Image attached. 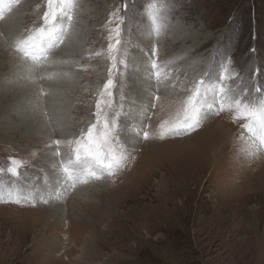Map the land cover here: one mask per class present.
Here are the masks:
<instances>
[{
    "label": "rangeland",
    "instance_id": "1",
    "mask_svg": "<svg viewBox=\"0 0 264 264\" xmlns=\"http://www.w3.org/2000/svg\"><path fill=\"white\" fill-rule=\"evenodd\" d=\"M0 23V264H264V144L234 107L264 103V0H0ZM109 44L111 176L73 143ZM198 84L199 127L162 136Z\"/></svg>",
    "mask_w": 264,
    "mask_h": 264
},
{
    "label": "snow or ice",
    "instance_id": "2",
    "mask_svg": "<svg viewBox=\"0 0 264 264\" xmlns=\"http://www.w3.org/2000/svg\"><path fill=\"white\" fill-rule=\"evenodd\" d=\"M62 2L70 3V0H62ZM53 0H48L49 8H51ZM126 7V5H125ZM50 13H45L44 19L48 20ZM71 17H69V20ZM123 23V19L117 21V26L114 29L115 31V44H120V35L121 30L119 25ZM119 49L114 47L113 44L108 45V59L111 61V67L108 69L107 82L103 84L102 91L100 92V101L96 104V123L88 127L78 139L74 140L76 147L75 160L77 162H87L88 158H91L97 166L102 170H107L108 175H114L115 169H119L122 158H117L111 152L109 147L111 141V133L113 131V126L115 124L114 119H110L108 113L104 109L112 107L113 99V89L116 87L114 83V77L117 75H122V69H127V62L125 59H119L117 53ZM153 67L156 65L153 63ZM157 75H159L157 73ZM209 91L205 89V93ZM220 93L224 94L221 99V105L223 106L224 100L227 99V94L225 88H220ZM201 95V88L198 84L195 87V90L192 96L188 99V106L185 109V116L182 121L177 122L176 124L164 127L162 125L161 135L171 134L174 136H180L182 134L190 133L195 131L200 125V105L197 102V97ZM124 96L121 94L120 100L123 101ZM158 99V97H157ZM103 104V108L101 105ZM122 107V105H121ZM211 107V105H209ZM236 118L238 119H247L249 123L244 124L243 127L253 135H258L260 142L264 144V103L260 105L259 108L250 107L248 104H243L240 100L234 101ZM116 116L119 115L118 112L115 113ZM148 132L143 133V138H148ZM55 145L57 149L59 148L60 141L56 140ZM59 154V152H57ZM15 171V170H13ZM65 173L68 174L69 178L73 180V187L75 186V175L69 171V169H64ZM96 176V173L93 172L90 168L87 170L86 175L80 181L81 183L87 184L89 182V177ZM99 178V177H97ZM15 202L20 203L19 199Z\"/></svg>",
    "mask_w": 264,
    "mask_h": 264
},
{
    "label": "bare ground",
    "instance_id": "3",
    "mask_svg": "<svg viewBox=\"0 0 264 264\" xmlns=\"http://www.w3.org/2000/svg\"><path fill=\"white\" fill-rule=\"evenodd\" d=\"M0 30L2 31V30H4V25H3V23H0ZM0 31V32H1ZM149 85V84H148ZM213 126H216L215 128H217V130L220 132V134H219V136L223 139V137L222 136H224V137H228L231 133H232V128L231 127H229V126H226V124H225V122L223 123V122H216V121H214L213 122ZM69 240L71 241V242H74L75 240L74 239H72V237L71 236H69Z\"/></svg>",
    "mask_w": 264,
    "mask_h": 264
}]
</instances>
